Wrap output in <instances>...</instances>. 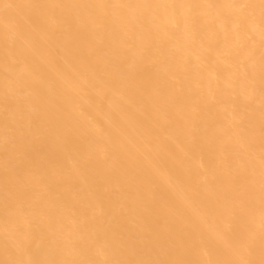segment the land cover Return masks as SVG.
<instances>
[{"label": "bare ground", "instance_id": "6f19581e", "mask_svg": "<svg viewBox=\"0 0 264 264\" xmlns=\"http://www.w3.org/2000/svg\"><path fill=\"white\" fill-rule=\"evenodd\" d=\"M0 264H264V0H0Z\"/></svg>", "mask_w": 264, "mask_h": 264}]
</instances>
